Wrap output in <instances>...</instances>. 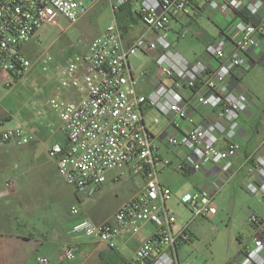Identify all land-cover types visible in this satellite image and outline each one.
Here are the masks:
<instances>
[{"label":"built area","instance_id":"1","mask_svg":"<svg viewBox=\"0 0 264 264\" xmlns=\"http://www.w3.org/2000/svg\"><path fill=\"white\" fill-rule=\"evenodd\" d=\"M99 1L0 0V78L12 87L27 77L36 64L46 72L56 66L59 89L47 104L59 115L66 140L55 142L48 154L57 160L60 177L75 192L98 190L118 169L122 171L116 178L126 173L145 177L144 187L102 222L82 215L78 206H72L71 214L80 217L73 231L114 246L123 230L135 234L143 225L153 223L156 230L139 244L133 263L184 264L180 248L192 241L191 222L217 213L215 199L219 189L204 186L185 193L180 203L190 210L192 218L175 228L177 217L168 205L173 190L160 179L161 170L170 160L162 156L159 133L153 130L160 119L146 121L145 115L148 110L157 109L167 119L163 129L167 145L188 156L177 166L179 171L217 169L225 178L240 157V131L246 126L252 100L250 90L242 82L231 87L227 79L240 68H251L245 54L264 37V0H143L139 13L147 30L130 43L114 17L85 50L74 53L62 64L56 65L49 50L34 61L26 56L27 44L41 27L58 24L60 17L76 23ZM128 1L114 2V14ZM205 1L211 9L233 10L238 15L227 38H217L206 46L207 54L217 60V65L203 60L190 62L172 48L167 33H160L166 32L172 20L185 16L192 4ZM139 51L154 52L158 70L171 82L156 76L154 88L149 93L141 92L140 77L131 61ZM177 84L189 90L191 97H186ZM64 91L71 95L64 96ZM194 103L203 109L199 112L201 121L191 114ZM183 122L192 127L178 132ZM260 134L263 150L246 159L250 164L246 188L264 199V122ZM35 139L24 126L0 131V142L16 146H25ZM6 187L17 189L18 183L10 179ZM249 222L253 238L244 245L242 257L231 264H264V217L254 214ZM77 251V244L67 245L62 257L73 260ZM48 260L38 258L41 263Z\"/></svg>","mask_w":264,"mask_h":264},{"label":"rangeland","instance_id":"2","mask_svg":"<svg viewBox=\"0 0 264 264\" xmlns=\"http://www.w3.org/2000/svg\"><path fill=\"white\" fill-rule=\"evenodd\" d=\"M113 14L112 4L103 1L95 11L80 22L72 23L65 17H60L58 24L45 25L38 30L37 35L27 44L26 56L34 61L44 51L49 50L54 56L56 65L62 64L74 53L85 50L90 40L102 33L112 22ZM146 30L141 25V28L129 37L139 36ZM160 33H167L172 48L187 59L195 57L196 50L192 44H195L197 39L187 26L184 28L180 23L171 21L166 32ZM180 33H183V37H179ZM131 61L138 74L152 71L154 64L156 65L153 57L144 51H139ZM55 67L54 65L46 72L42 70L40 64H36L27 77L16 82L12 87H7L6 82L0 78V119L5 121L0 124V131L17 123L18 115L22 109H25L23 107L25 99L40 116L43 114L41 111L49 109L47 100L56 93L48 95L43 91L39 92L38 88L46 83L57 82ZM244 84H250L255 93L257 88L260 89V97L264 104V71L260 65L247 73ZM9 112L15 116L14 119H8L11 116ZM261 113L264 115V107ZM151 115L163 118L157 109H154ZM164 121L167 122V119L165 118ZM65 140L62 131H58L51 139V141ZM0 144L2 147L7 145L3 142ZM47 147L48 145H44L43 142L36 143L33 160L26 148H22L25 149V156L23 160L20 159L23 163L20 162L16 169L20 175L11 178L20 188L18 190L6 188L7 194L0 198V217L4 222L0 226L1 229L15 230L16 215L19 212L18 222L23 224L22 230L48 232L58 224L59 219L70 224L73 218L71 207L74 205L87 213L90 211L93 215L100 213L102 216H107L113 213L121 201L138 191L142 185L141 175L126 173L122 176L121 182L111 181L108 184L109 190H106L100 199H98V190L75 192L60 177L56 161L49 156ZM114 173L115 171L111 172L110 176ZM164 175L169 177L168 182L173 187L172 199L168 205L176 215L178 225L184 226L190 222L192 214L184 204L180 203V198L196 189L194 175L183 174L177 170ZM215 205L218 211L214 217L198 218L191 222L190 231L193 237L191 243L185 247L189 256L182 260L184 264H228L231 259L238 256L240 248L253 238L254 230L249 222L250 217L254 214L264 217L262 195L251 193L241 178L227 181L218 193ZM5 224L6 226L3 227ZM18 229H20L19 225Z\"/></svg>","mask_w":264,"mask_h":264},{"label":"crops","instance_id":"3","mask_svg":"<svg viewBox=\"0 0 264 264\" xmlns=\"http://www.w3.org/2000/svg\"><path fill=\"white\" fill-rule=\"evenodd\" d=\"M103 1H107L113 4L117 0H100L92 7L90 12L86 16L81 18L78 22L82 21V19L89 16L93 11H95L98 8V5ZM142 1L143 0H129L127 3H125V5L130 6L134 15L138 16L140 14L139 11ZM218 1L221 2L222 0ZM244 1L248 3L251 0ZM261 13H264V6L261 9ZM114 17L115 14H113V18ZM250 19L252 18L250 17ZM138 20L139 25L137 27H135L134 29H130L126 34L124 33L127 43H130L134 38L137 37H129V35L139 30L141 28V25H143L140 17L138 18ZM237 20L238 15L235 11L211 9L205 1L192 4L190 11L185 16L176 18L172 21L180 23V25L184 28L187 26L188 29L196 36L197 40L195 41V44H192V47L194 48V50H196L194 55L195 57L190 60L188 59L190 62L203 60L213 65H217V60L207 54L206 46L209 42L217 38H227L231 33L233 23ZM104 31H102V33ZM181 36L183 37V33L179 34V37ZM147 53L153 57V61L155 62V53ZM245 59L247 64L251 65V68L249 70L240 68L236 70L231 76H229L227 82L231 87H233L237 83V81H240L244 84V78L247 77V73L251 70H254L258 65H260L261 69L264 71V37L259 38V45L257 47L251 48L246 52ZM143 73V75H140V73L138 74L140 77L139 89L143 93H149L154 88V86L157 84L156 76L164 82H171L161 74L155 64L152 71H144ZM244 85L250 90L252 94L250 113L248 117L245 118L246 129L244 128L242 131H240V134L242 135V148L240 151V157L235 162L233 167L229 170L225 178L217 169H208L202 172L186 173L179 171L177 169V166L188 159L186 152L178 148L169 147L167 145L166 134L163 131V129L167 125V122L164 121L165 118H161V116H152L151 114L154 109H150L147 111L145 115L146 121H151L153 118H161L159 124L153 126V130L156 133H159V143L161 146L162 156L166 159H169L170 164L161 170L160 179L162 182L169 185L172 190L173 187L168 182L169 177L164 174H171L176 170L187 175L193 174V180L195 182L196 189L204 186H209L211 188L219 189L218 193H220L222 187L227 183V181H230L234 178H241L246 185L247 180L250 177V164L246 161V159L252 153L263 150V147L261 145L260 127L264 122V115L261 113L264 104L262 103L263 101L260 97V89L255 88L257 91V93H255L253 87L250 84ZM176 87L186 97H191V92L189 90H185L178 84L176 85ZM58 89V82H56L55 84L46 83V85L38 88L39 92L43 91L48 95L53 92L58 93ZM63 94L64 96H69L71 95V92L64 91ZM24 102L25 103L23 107L25 109H22L20 114L18 115L17 123L9 128L24 126L35 135L36 139L33 142L22 147L7 143L4 148L0 144V198L3 195L7 194L6 191L8 188L6 187V182L14 176L20 175V173L16 169L25 156V149L22 150V148H26V150L30 154V158H32L33 160L35 158L36 143L43 142L44 145H48V151L55 142H64L51 141V139L56 136L58 131L63 132L59 115L47 104L49 106V109L41 111L43 114L40 116L34 112V109L30 105H28L27 99H25ZM201 111L203 112L202 107H199L197 103H194L191 114L198 121L202 120L201 115L199 114V112ZM14 118L15 116L12 113L11 116L8 117V119ZM4 122L5 121H3V119H0V124H3ZM191 127L192 124L183 122L178 132L189 130ZM169 130L175 131L172 128H169ZM48 142L50 143L48 144ZM55 161L57 166V160ZM121 171L122 170L118 169L115 170V173L112 174V176L109 175L108 181L98 189V199L103 197L106 190H109L108 184H110L111 181L121 182L122 178H116V175L121 173ZM3 176L5 177L3 178ZM141 177L142 185L139 190H141L145 185V177L142 175ZM19 188L20 187L18 186L16 190H18ZM138 191L121 201L117 208L113 211V213H110L107 216H102L100 215V213H96L93 215L89 211L90 208H88V213L81 209V213L82 215H86L96 222H102L111 218L116 210L121 206V204L135 195ZM18 213L16 215L17 220L15 222L17 230L15 229L9 231L8 229L0 228V264H134L133 258L135 250L143 240L150 237L156 230V226L153 223H147L143 225L140 231L135 234H133L130 230H123L119 238L116 240V244L112 246L106 242H99L83 234L74 232L73 225L80 217L73 216V218L70 220V224L67 221L59 219L57 220L58 224L48 232H44L43 230H27L26 232V230H22L23 224L18 222L20 219ZM216 214H211L205 218H212ZM3 223L4 222L0 217V226ZM6 224L3 227H5ZM17 224L19 225L20 229H18ZM180 227H182V225H178V222H176L175 228ZM190 243L191 242L187 244ZM70 244L78 245L76 257L73 260H68L62 257L63 248ZM187 244H184L180 248V255L182 260H185L189 256L188 252L185 249ZM243 250L244 246L240 248L238 256L235 259H231L228 264L239 260L243 255ZM40 257H47L49 260L47 263H41L38 261V258Z\"/></svg>","mask_w":264,"mask_h":264},{"label":"trees","instance_id":"4","mask_svg":"<svg viewBox=\"0 0 264 264\" xmlns=\"http://www.w3.org/2000/svg\"><path fill=\"white\" fill-rule=\"evenodd\" d=\"M115 17L119 26L125 34L128 33L130 29H134L135 27H137L139 25L138 18H141L140 14L138 16L134 15L131 7L126 6L125 4L120 8L118 12H116Z\"/></svg>","mask_w":264,"mask_h":264}]
</instances>
